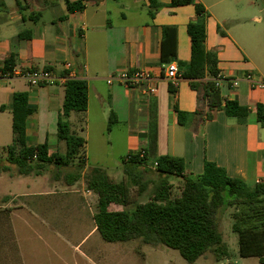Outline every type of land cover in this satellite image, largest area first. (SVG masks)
Returning <instances> with one entry per match:
<instances>
[{"label":"crops","instance_id":"1","mask_svg":"<svg viewBox=\"0 0 264 264\" xmlns=\"http://www.w3.org/2000/svg\"><path fill=\"white\" fill-rule=\"evenodd\" d=\"M66 1L19 0L18 5L16 0H0V69L14 55L11 72H49L60 80L68 76L86 80L88 108L79 118L86 135L84 171L89 169L92 158L93 167L106 172L105 159L118 139L112 134L119 130L124 133L122 144L127 156L146 152L141 164L126 161L130 170L125 175L156 176L154 182L142 180L147 186L164 176L147 171L142 165L153 162L155 168L156 160L164 155L182 158L186 170L196 175L203 173L207 159L250 187L264 183V128L256 114L257 106H264V89L253 87L246 79L252 75L264 83V74L247 52L257 46L255 23L260 21L255 14L251 16V5L240 7L236 0H197L207 13L206 49L218 55L220 76L224 79L219 87L221 95L249 109L247 122L241 124L224 111L207 120V104L198 99L189 82L181 79L173 85L165 78L169 63L164 62V57L176 64L191 60L187 26L196 18L193 5L171 7V0H158L160 8L152 18L148 0H102L88 3L84 11L71 15ZM136 70L150 73L158 86L157 94L145 95L147 86L131 89L118 82L108 83L112 76ZM0 78V123L8 122L4 138L8 142L1 144L2 148L13 141V116L8 109L12 96L26 92L36 110L27 121L28 144L48 143L50 153L64 154L66 146L57 137L64 82L33 86L19 77L5 79L0 74ZM230 80L239 81L238 86L232 88ZM178 111L187 115L183 125L179 124ZM110 116L115 124L108 132ZM94 142L95 154L91 156L88 147ZM52 167H48L50 171ZM109 178L131 185L127 177L119 181ZM63 184L66 188L54 195L67 197L65 200L71 203L76 193L72 187L77 182L72 186L65 181ZM133 186L142 195L138 186ZM86 191L91 196L92 192ZM50 226L58 232L54 225ZM95 231L98 232L94 221L90 234ZM16 244L15 229L0 227V264H24Z\"/></svg>","mask_w":264,"mask_h":264},{"label":"trees","instance_id":"2","mask_svg":"<svg viewBox=\"0 0 264 264\" xmlns=\"http://www.w3.org/2000/svg\"><path fill=\"white\" fill-rule=\"evenodd\" d=\"M102 0L66 1L68 14L84 11L88 3ZM149 1V15L153 18L160 8L158 0ZM20 5L19 0H16ZM193 5L196 18L190 21L187 32L191 40V60L178 61L180 79L189 82L198 93V99L206 102L207 120H213L219 111L227 117L245 124L249 109L237 101L222 97L216 79L220 75L218 55L206 49L207 13L197 0H171V7ZM164 62L170 60L164 57ZM15 56L5 60L0 74L13 71ZM64 100L57 125V137L65 143L66 152L50 153L48 143L30 146L27 137V121L36 110L29 103L26 92H16L8 109L13 116V141L5 147L7 163L2 172L17 170L19 175H40L47 166L56 169L72 168L75 173H67L64 181L72 186L84 177L88 191L97 196V212L94 221L97 231L109 243H127L140 240L146 245H164L177 250L189 264H195L209 252L222 257L226 253L219 224V213L228 207L238 210L233 214V230L239 234L240 255L243 258L255 257L264 264V183L254 187L244 181L232 178L225 168L206 159L204 171L200 175L189 173L182 158L171 155L159 157L156 171L164 176L154 187L146 202L132 204L130 186L126 182H114L99 167L88 169L86 173L84 148L86 140L71 129L69 118L72 113H84L88 108V84L86 80L66 78ZM198 111L196 114H199ZM179 124H184L186 114L177 112ZM257 120L264 128V106L258 105ZM115 120L110 116L108 132L113 129ZM131 155V162L141 164L145 160ZM76 161H78L77 164ZM1 173V172H0ZM183 181L180 196L173 197L169 177ZM58 178V177H57ZM139 193H144L147 184L141 179L134 181ZM112 205L122 210H111Z\"/></svg>","mask_w":264,"mask_h":264},{"label":"rangeland","instance_id":"3","mask_svg":"<svg viewBox=\"0 0 264 264\" xmlns=\"http://www.w3.org/2000/svg\"><path fill=\"white\" fill-rule=\"evenodd\" d=\"M236 2L240 7L251 5L249 7L251 16L255 14L256 19H260L255 23L257 46L247 52L264 74V0H236ZM83 114L74 112L69 121L71 129L74 128L72 130L78 136L86 138L85 133L81 130L83 123L79 121ZM7 132L8 122L6 125L0 123V170L7 163V155L3 153L2 148L4 145H1L8 142L7 139L6 141L4 139ZM108 134L106 133V137H109ZM112 135V137L118 135V139L114 142L115 147L109 150L111 155L105 159L106 172L116 181L122 180L124 177L129 179L133 205L138 202H146L149 200L148 194L152 192L159 181L155 184L148 182L145 192L139 196L138 190L133 186L134 179L154 182L156 176L147 174L140 176L136 173L137 177L125 175V171L128 172L130 169L128 168L129 164L126 163L127 151L125 145L122 144L124 133L114 130ZM92 136L94 137L93 133ZM62 145L64 146L65 143ZM95 149V142L89 144L88 151L91 156L95 154ZM3 162L5 164H2ZM77 163L78 161L75 164ZM87 166L89 169L93 168L92 158ZM142 166L147 171L158 173L153 167V162L145 163ZM48 167L40 175L22 176L15 169L7 172L0 171V209H8L6 212L0 210V227L6 230L15 229L17 232L16 248L24 264H189L177 250L164 245H146L140 240L109 243L102 238L99 232L95 231L90 234L94 227V214L98 210L95 194L87 195L83 177L72 187L76 193L74 198H71V203L65 200L67 197L54 195L57 190L60 192L66 188L63 184L65 175L69 172L75 173L77 167L60 169L52 167L51 171ZM56 175L61 180L55 179ZM169 182L173 187V197L180 196L183 181L175 176H170ZM51 193L53 194L51 195ZM116 209L119 208L114 205L111 207V210ZM237 210L235 207H228L219 213L220 230L226 253L220 257V254L217 256V254L209 252L195 264H260L255 257L243 258L240 255L239 234L233 230V214ZM50 225H54L58 232H53Z\"/></svg>","mask_w":264,"mask_h":264},{"label":"built area","instance_id":"4","mask_svg":"<svg viewBox=\"0 0 264 264\" xmlns=\"http://www.w3.org/2000/svg\"><path fill=\"white\" fill-rule=\"evenodd\" d=\"M70 67V65L68 66ZM5 79H12L13 77H19L24 80H27L31 85L38 86V85H46V84H54L56 82H65L66 79H58L53 77L49 72H41V73H31L29 71H20V72H7L3 75ZM165 78L171 82L173 85H176L180 79V73L178 69V65L176 63H170L166 66L165 69ZM1 79V78H0ZM247 81L251 83L253 87L257 89H264V83L259 81L252 75H248L246 77ZM257 81H256V80ZM224 79L219 75L216 79V86L219 88L221 83ZM114 82H118L119 84L124 85L127 88H144L143 93L145 95H155L158 92V86L154 84L153 79L150 73L146 70H136L133 73L123 72L119 73L115 76H112L108 79L109 84H113ZM231 87H236L239 84V81L233 80L229 81ZM133 154H129L127 160H130V156ZM146 155L145 151L139 152L140 158H144ZM157 165V164H155Z\"/></svg>","mask_w":264,"mask_h":264}]
</instances>
